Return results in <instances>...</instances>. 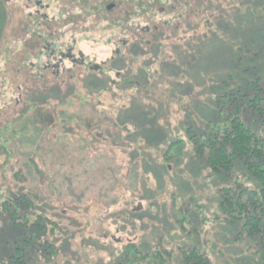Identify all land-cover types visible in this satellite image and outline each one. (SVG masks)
<instances>
[{
	"label": "rangeland",
	"instance_id": "1",
	"mask_svg": "<svg viewBox=\"0 0 264 264\" xmlns=\"http://www.w3.org/2000/svg\"><path fill=\"white\" fill-rule=\"evenodd\" d=\"M2 1L7 23L0 42V128L20 119L31 105L22 127L14 128L21 134L26 127L27 137L42 138L39 154L20 138L15 142L13 153L21 155L0 173V187H14L18 181L42 192L43 207L59 224L47 236L59 254L44 255L45 245L29 260L111 264L127 241L143 253L161 245L171 250L191 245L198 240L194 232L188 234L193 226L206 242L203 250L211 251L218 264H255L252 253L261 251L256 240L245 238L235 245L236 224L228 228L213 219L220 188L236 181L254 187L242 163L235 161L230 173L217 175L195 161L188 144L181 159L165 164L162 154L170 140H186L187 125L206 124L200 121L215 116L210 97L222 72L234 73L226 65L235 56L228 41L264 40V0ZM110 3L115 7L106 11ZM138 41L139 46L133 45ZM115 55L124 60L116 69L137 82L131 83L134 88L112 87L113 94H102L97 104L75 101L55 109L53 105L77 98L82 84L96 82L86 67L96 66V78L107 74L115 80L108 65ZM258 63L264 66V59ZM135 101L136 119L113 126L117 118L125 120L121 113L134 110ZM38 110L43 116L66 112L75 122L89 121L90 130L70 123L72 130L65 131L64 125L52 123V132L45 133L37 123L42 119L32 113ZM242 118L252 130L263 128L252 113ZM80 135L87 145L77 141ZM31 158L44 177L28 167ZM21 171L23 182L14 179ZM16 233L0 212V264H12L2 244Z\"/></svg>",
	"mask_w": 264,
	"mask_h": 264
},
{
	"label": "trees",
	"instance_id": "2",
	"mask_svg": "<svg viewBox=\"0 0 264 264\" xmlns=\"http://www.w3.org/2000/svg\"><path fill=\"white\" fill-rule=\"evenodd\" d=\"M199 2L200 0H197V3ZM209 4L203 5V8ZM6 23L7 11L3 1L0 0V42L3 39ZM228 42V47L234 48L235 56L233 55L234 57L226 65L232 66L234 73L223 71L219 77L220 81L216 89L217 91L210 97L214 98L213 109L215 116H211L208 122L200 121L206 124L199 123L198 126L187 125L185 130L187 134L186 140L179 137L176 140L175 138L170 140L162 154V159L165 161V164L175 158L177 160L181 159V149L188 144L195 161L213 174L230 173L233 170L235 161L242 163L246 171L256 182L254 187H249L236 181L233 185L220 188L217 193L218 212L216 216H213V219L217 223L222 221L228 228L234 227L236 224L234 228L237 232L231 237V242L235 245L245 238L256 240L254 245L261 246L262 256H259L261 251L256 248L252 253V261L255 264H260L264 262V66L259 64L258 61L264 59V40L261 41L260 39L248 37L247 40L238 43L234 41ZM140 44L138 41L133 45L139 46ZM155 46L158 48V43ZM70 58L71 56L67 57V60H70ZM121 58L120 55H115L113 60L108 64L110 68L111 65L113 67L115 80L109 79L107 74L96 78L92 76L95 74L96 66L90 69L86 67L88 70L86 71L87 76L93 77L96 82L88 81L86 87L82 84V87L79 88L80 91L77 90V98H67L69 99L68 103L64 101L63 105L61 103L53 105L56 107L55 109L64 107L66 104L68 105L75 101L81 102L85 100V103L91 102L90 104H93L95 101V104H97L102 94H113L114 88L118 91H125L127 87L134 88L131 83L135 82L137 85V82L133 80L129 81L131 80L129 78L125 79L126 74L120 72V67L119 70L116 69L115 64L124 62ZM80 61L78 64L76 63L78 66H80ZM236 72L239 75L235 74ZM154 77L156 75L149 76V79L148 77L147 79L155 80ZM116 80L117 82H115ZM82 91H84V94ZM72 93L73 88L70 94ZM150 99L154 100V98ZM137 102L135 101V107H133L134 110L132 112L127 113L126 111L125 114L121 113L124 119L126 118L129 121L125 119L123 122H120V118H117V123L113 126L119 128L126 121L133 122L136 119L132 118L133 114L139 111ZM130 105L132 107L133 104ZM48 107L52 108L51 105ZM32 109L31 105H29L28 110L23 112L20 119L4 124L0 128V173L5 172L7 166L11 164L10 162L15 159L17 160L18 156L21 155V152L18 156L13 153L15 151V142L19 138L18 142L29 143V146L35 147L34 153L39 154L41 146L38 143L41 141V135L37 134L36 136L27 137L26 132H24L27 131L26 127L21 128V134H17V129L14 128L16 125L22 127L21 123L25 121L26 116L30 114ZM32 113H35L37 118L42 119V122L37 123L44 125L45 133L52 132L50 126L53 124H58V126L64 125L67 127L65 131L72 130L68 126L70 123H76L74 125L78 126L81 131H83L82 129L90 130L89 121L85 122L79 119L75 122L76 117H71L63 111L56 116L48 114L43 116L39 110ZM243 113L255 115L256 121L263 128L260 131L252 130L242 118ZM47 124L49 125L47 126ZM65 136L68 137L69 134ZM76 139L80 143H85L86 145L88 143L81 135ZM58 140L59 138L57 137L55 142H58ZM47 141L49 140L47 139ZM114 145L120 147L122 144L118 145L114 142ZM84 146H80L79 150L83 149ZM140 157L142 159L145 158L141 154ZM27 163L28 167H32L33 173H36L37 177H44V173L37 168L33 158ZM23 175L22 171L18 172L14 175V179L17 180L20 177V180L23 182ZM49 184V188H52V182ZM0 190L4 191V193L0 191V212L6 216L11 226L17 232L10 238L11 240L5 239L2 244L3 249L7 252L5 255L8 256V261L12 264H39V259L36 261H30L29 259L33 254H41L38 247L45 245L52 250L47 252L46 248L44 255L52 256L56 253L59 254L56 251L57 249H53L56 245L51 243L47 238L48 234L50 232L53 233L59 224L54 222L53 217L49 216L48 208L43 207V193L37 189L28 188L24 183L19 184L18 181L14 187H9L8 185L6 188L0 187ZM193 217L196 218L198 215ZM187 223L192 224V219ZM202 223L205 222L202 221ZM182 227L185 229L184 225ZM191 231L198 236V240L191 245L178 247L175 250L161 245L157 246L153 251L143 253L134 242L127 241V244L122 247L121 253L112 260L111 264H218L215 260L211 259L209 254L215 257L211 251L208 253L203 250L206 242L199 239L200 232L193 226L188 230L189 235L192 234ZM43 239L44 242L40 243Z\"/></svg>",
	"mask_w": 264,
	"mask_h": 264
},
{
	"label": "water",
	"instance_id": "3",
	"mask_svg": "<svg viewBox=\"0 0 264 264\" xmlns=\"http://www.w3.org/2000/svg\"><path fill=\"white\" fill-rule=\"evenodd\" d=\"M114 8V5H109L108 7H107V11H110V10H112Z\"/></svg>",
	"mask_w": 264,
	"mask_h": 264
},
{
	"label": "flooded vegetation",
	"instance_id": "4",
	"mask_svg": "<svg viewBox=\"0 0 264 264\" xmlns=\"http://www.w3.org/2000/svg\"><path fill=\"white\" fill-rule=\"evenodd\" d=\"M111 4L113 5V3H110V4H108V5L106 6V10H107V7H108L109 5H111Z\"/></svg>",
	"mask_w": 264,
	"mask_h": 264
}]
</instances>
